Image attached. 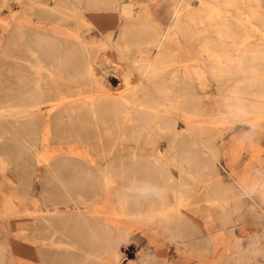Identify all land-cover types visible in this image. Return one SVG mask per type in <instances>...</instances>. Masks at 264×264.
I'll return each instance as SVG.
<instances>
[{
    "label": "bare ground",
    "instance_id": "bare-ground-1",
    "mask_svg": "<svg viewBox=\"0 0 264 264\" xmlns=\"http://www.w3.org/2000/svg\"><path fill=\"white\" fill-rule=\"evenodd\" d=\"M197 1L198 16L191 0H0V41L16 37L24 51L0 62V136L9 141L0 151L17 163L24 192L29 164L45 167L47 217L38 219L47 226V264H123L121 249L133 236L154 252L136 247V260L126 264H171L163 235L194 252L198 264H248L223 219L238 213L240 237L264 222V203L250 201L244 211L247 201L238 199L240 182L264 160L241 168L225 161L222 116L228 97L259 105L249 120L251 145L264 143V11L259 0L249 11L245 0H223L224 8L215 4L222 0ZM227 6L241 14L228 15ZM180 35L195 40L207 82L188 55L179 59ZM3 68L12 75L1 76ZM150 128L165 136L164 151L152 134L148 149L136 144ZM123 139L134 143L124 150ZM39 141H47L42 152ZM162 168L173 181L166 201L139 202L134 193L127 203L119 199Z\"/></svg>",
    "mask_w": 264,
    "mask_h": 264
},
{
    "label": "rangeland",
    "instance_id": "rangeland-1",
    "mask_svg": "<svg viewBox=\"0 0 264 264\" xmlns=\"http://www.w3.org/2000/svg\"><path fill=\"white\" fill-rule=\"evenodd\" d=\"M191 1H192L191 8L193 9L192 14L198 16V12H199L198 10L201 7L198 4L197 0H191ZM205 1L207 2L208 0ZM245 2L246 3L243 7L245 8L246 11H249L251 8H253L254 1L245 0ZM259 2L260 5H262L264 11V0H259ZM222 3L223 0L220 3L217 2L215 4L224 8L225 5ZM204 6L205 4H203V7ZM225 9L228 15L241 14V11L239 9H235L234 7L231 6H227L225 7ZM200 14L203 15L202 12ZM196 22L197 21H194V23L191 25L193 28ZM178 41H179L180 53H181L180 55L181 58L179 59L180 60H183L184 58L186 59V56L188 55L187 57H189V59H192V61H190V63H192V68L196 70L198 73L202 72V74L200 73L202 75L201 77L207 82L209 80L208 75L206 73L204 63L198 57L195 40L180 35ZM22 50L23 48L17 45L16 37L3 36L0 41V62L5 60L7 62H10L11 59L6 55L12 54L17 56L18 54L24 53V51ZM2 70L3 73L1 76L4 75L5 78H8V76L12 75L9 69L6 70L5 68H3ZM171 77H172V71L171 69H168L165 74V79L169 80L171 79ZM9 80L11 81V79ZM120 81H121L120 79H116V78L115 80H111L112 87L118 88L120 85ZM195 91L197 94L199 93L198 94L199 97L201 95L200 90L196 89ZM200 99L197 101V104L202 106L204 108V111L207 112V107H208L207 101L205 99L200 101ZM45 108H47V104H45ZM235 126L236 127L240 126V127L235 128ZM235 126H231L227 122L222 125V128L226 131L224 135V139L226 138L225 140L226 143H228V151H229V155L225 161L237 160L239 163H242V165L239 166L241 168L244 164L249 163L250 161L256 158L260 160H264V143H262L260 147L258 146L260 150H258L257 147L252 146L251 143L243 146L238 144L235 140V137L240 133H242L243 131L242 127H245V125H235ZM151 128L147 129L146 132H144L143 136H141V138L136 142V144L140 147H144L148 149L149 146L146 144L147 141L145 135L152 134L153 135L152 142L154 143V145L157 147L159 151L161 150L164 151L167 144L165 136L158 135V133H156L154 129ZM5 140L6 139L3 140V137L0 136V150L4 148L5 144L9 143V141L7 140L5 141ZM133 143L134 141L128 139L127 140L123 139L118 141L119 145L124 146V150L126 149V147H128V145ZM44 146L47 148V141L45 143H42L41 141L38 142V150L40 152L43 151ZM241 150L242 153H240ZM251 150L253 152H251ZM7 159H9L8 156L3 155L2 152L0 151V250H1L0 264H47V252H46L47 226H45L42 223V221L38 219L40 216L47 217L46 215L47 214V179L46 176H44L45 167H43L41 164L37 162L29 164V166H31V170H30L31 175L29 176V178H31V185H26L27 189L24 192L22 191L20 185L21 176L18 173L17 163L12 164L9 161H7ZM258 169H264V168H258ZM250 203H251L250 201L244 203V211H248L250 209L251 206ZM8 207H10L11 209H15V213L8 212L7 209ZM262 229H264V222L261 223L259 227L251 228V230H253L252 233L260 231ZM212 230L213 232H215L216 229H212ZM218 230H219L218 234H220L221 232L223 233L221 226L219 227ZM132 238L130 241V244L132 246L129 245L121 249L124 258L126 259L124 260L123 264H126L128 261L133 262L134 260H136V256L139 251L138 249H136V247H140V248L143 247L144 250L146 249L145 251L148 250L151 253L154 252L152 248L148 246L144 240L137 238V236H133ZM135 240L138 241V244L137 242H135ZM162 243H163L162 252L164 253V257L167 259L169 263L187 264L184 263V261L187 259L191 261L188 264L199 263L198 257L195 255L194 252H192L189 248L186 247H176V245H174L168 240V236L163 235ZM220 251L221 249L219 250L218 255H220Z\"/></svg>",
    "mask_w": 264,
    "mask_h": 264
},
{
    "label": "clouds",
    "instance_id": "clouds-1",
    "mask_svg": "<svg viewBox=\"0 0 264 264\" xmlns=\"http://www.w3.org/2000/svg\"><path fill=\"white\" fill-rule=\"evenodd\" d=\"M259 108V105H248L243 98L233 99L228 97L224 101V115L222 119L231 126L245 125L246 129L235 137L240 145H247L256 139V127L249 123L253 115V109ZM218 159V157H217ZM173 190V181L169 171L161 169L155 179H147L145 181H133L130 187L124 189L120 194V200L127 203L134 193V198L139 202H148L156 204L168 199L170 192ZM240 201H259L264 203V169L255 171L253 177L247 182H240ZM237 212L230 211L225 214L223 223L227 234L232 239L234 251L243 258H246L248 264H258L260 260H264V229L253 232L247 237L236 235L238 230L234 217ZM174 242V241H172Z\"/></svg>",
    "mask_w": 264,
    "mask_h": 264
}]
</instances>
